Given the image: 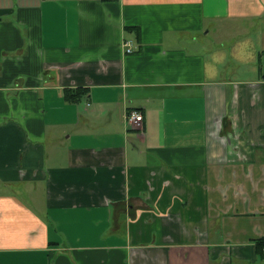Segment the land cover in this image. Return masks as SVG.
<instances>
[{"label":"crops","instance_id":"1","mask_svg":"<svg viewBox=\"0 0 264 264\" xmlns=\"http://www.w3.org/2000/svg\"><path fill=\"white\" fill-rule=\"evenodd\" d=\"M263 68L264 0H0V264H264Z\"/></svg>","mask_w":264,"mask_h":264},{"label":"trees","instance_id":"2","mask_svg":"<svg viewBox=\"0 0 264 264\" xmlns=\"http://www.w3.org/2000/svg\"><path fill=\"white\" fill-rule=\"evenodd\" d=\"M67 100L70 102H79L85 96H88L89 90L87 88H75L65 92ZM256 244V253L260 258L264 257V238L254 241Z\"/></svg>","mask_w":264,"mask_h":264},{"label":"rangeland","instance_id":"3","mask_svg":"<svg viewBox=\"0 0 264 264\" xmlns=\"http://www.w3.org/2000/svg\"><path fill=\"white\" fill-rule=\"evenodd\" d=\"M203 33H205V32H203ZM203 33L202 34L198 33V35H197L198 43L201 44V45H202V43L213 45V40H215L214 36L213 35L205 36ZM218 64L220 65L221 68H223L224 65H226L224 71L228 70V68L234 69V65H236V66L239 65V64L235 63L234 59H229V58L226 61V63L218 62ZM263 71H264V68H263ZM229 79H230V77H229Z\"/></svg>","mask_w":264,"mask_h":264},{"label":"built area","instance_id":"4","mask_svg":"<svg viewBox=\"0 0 264 264\" xmlns=\"http://www.w3.org/2000/svg\"><path fill=\"white\" fill-rule=\"evenodd\" d=\"M111 1H117V0H111ZM130 51L131 50L129 49V52ZM143 120H144L143 114L136 110L131 111L127 116V122L129 126L140 127L142 125Z\"/></svg>","mask_w":264,"mask_h":264}]
</instances>
